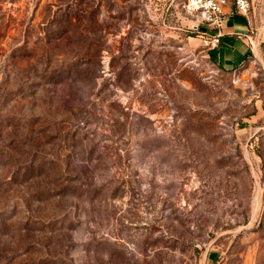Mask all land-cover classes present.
I'll use <instances>...</instances> for the list:
<instances>
[{
	"label": "rangeland",
	"instance_id": "374dc122",
	"mask_svg": "<svg viewBox=\"0 0 264 264\" xmlns=\"http://www.w3.org/2000/svg\"><path fill=\"white\" fill-rule=\"evenodd\" d=\"M184 4L0 0V264H264V58Z\"/></svg>",
	"mask_w": 264,
	"mask_h": 264
},
{
	"label": "crops",
	"instance_id": "0c3cea01",
	"mask_svg": "<svg viewBox=\"0 0 264 264\" xmlns=\"http://www.w3.org/2000/svg\"><path fill=\"white\" fill-rule=\"evenodd\" d=\"M237 15L239 14L230 7L227 23L222 30L221 43L211 53L214 61L227 70L242 66L248 60L256 58L259 52L264 58V35L255 31L249 18L246 22L237 21ZM259 43H262L260 51Z\"/></svg>",
	"mask_w": 264,
	"mask_h": 264
},
{
	"label": "built area",
	"instance_id": "2783aa9c",
	"mask_svg": "<svg viewBox=\"0 0 264 264\" xmlns=\"http://www.w3.org/2000/svg\"><path fill=\"white\" fill-rule=\"evenodd\" d=\"M185 10L203 24L211 28L207 35V44L216 49L221 43L222 30L225 27L230 7L239 15L249 18L252 0H184ZM215 30V32H213ZM253 45V44H252Z\"/></svg>",
	"mask_w": 264,
	"mask_h": 264
},
{
	"label": "trees",
	"instance_id": "16d2710c",
	"mask_svg": "<svg viewBox=\"0 0 264 264\" xmlns=\"http://www.w3.org/2000/svg\"><path fill=\"white\" fill-rule=\"evenodd\" d=\"M213 32H215V30L213 31ZM222 68V67H221ZM224 69V68H223Z\"/></svg>",
	"mask_w": 264,
	"mask_h": 264
}]
</instances>
